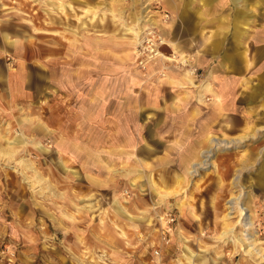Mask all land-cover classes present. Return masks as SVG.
Here are the masks:
<instances>
[{
  "label": "rangeland",
  "instance_id": "1",
  "mask_svg": "<svg viewBox=\"0 0 264 264\" xmlns=\"http://www.w3.org/2000/svg\"><path fill=\"white\" fill-rule=\"evenodd\" d=\"M183 1L0 0V264H264V103L246 119L241 100V83L251 87L264 76V42L250 44L248 71L243 63L227 73L217 62H193L197 35L208 37L214 26L183 19L190 8ZM189 6L202 11L197 1ZM259 12L257 29L264 26ZM147 20L155 24L148 27L153 37L142 34ZM123 27L138 34L123 38ZM154 36L184 43L187 63L180 65L178 51L174 62L167 46L159 50L163 58L151 53ZM169 70L192 88L183 98L197 96L193 88L200 86L199 103L209 101L200 109L193 99L191 108L199 110L192 121L166 134V113L152 106L162 107L161 96L156 102L151 92L169 89ZM212 70L213 88L231 89L228 99L236 103L207 127L216 142L201 144L213 106L205 96ZM246 122L251 126L243 130ZM178 138L174 151L164 148ZM187 148L198 156L194 172L183 162ZM238 203L248 208V230ZM166 210L175 217L168 245L158 219ZM185 247L196 255L192 262Z\"/></svg>",
  "mask_w": 264,
  "mask_h": 264
},
{
  "label": "crops",
  "instance_id": "2",
  "mask_svg": "<svg viewBox=\"0 0 264 264\" xmlns=\"http://www.w3.org/2000/svg\"><path fill=\"white\" fill-rule=\"evenodd\" d=\"M194 1L195 2L197 1L199 3L202 11H194L193 7L189 6ZM183 2L186 4H189L187 6L190 7L188 8L189 12H187L189 14L184 12L185 15L183 19H187L185 17L186 15H189L188 18L191 19V21L193 20L194 17H198L202 21L200 22L201 23L200 25H203V23L204 24L208 23L210 24V26H214L213 28H215V29L212 28L211 33H210L211 35H209L208 37L207 36L203 37L201 33L200 35L199 34L197 35L198 38L200 37L201 39H198V43H194V44H201V45H197L199 49L197 50V52L199 53V55H196V57H194L192 61L198 62V63L217 62L219 64L217 67L219 68L218 71H224L227 73H229V71L233 69L238 71L239 70L238 64L243 63V67L245 71H248L252 65V62L254 61V58H252L253 55L251 56V53H253L255 50V46L253 47L251 46V50H249L250 44L252 45V44H257V43L259 44V42L260 43L264 42V26L262 28L259 27L258 29L255 28L256 14H260L259 9L260 10L262 9V13L264 12V0H184ZM225 9L228 10V13H224ZM115 29L117 30V28H114V30ZM197 31L200 32L201 29L197 28ZM249 32H254V34L251 35ZM111 38L112 37H110L112 46H116L117 45L116 42ZM3 40L10 47L15 46L14 44L16 43V41L10 40L8 35H4ZM226 40L228 41L227 43L225 42ZM51 43H53L52 45H54V42L50 40H48L45 44L46 46H50ZM168 43L170 46H172L171 48L173 52L178 51V53L181 54L182 56L181 62L187 63L185 58L183 57L185 52L180 47L184 43L180 42L178 39L175 40V42L168 41ZM97 44H98V41L94 40V45L96 46ZM189 47H192V44ZM213 71L214 70H212L210 73L211 75H209L210 79L205 81V82L208 81L211 85L210 92H206L205 96H206V99L208 95L213 97L212 99L213 106L210 108V110H212L211 117L207 118L205 123L202 124L203 130L200 132V135L198 138L201 144L207 142V139H208L207 137H209V135H206L207 127H209L210 123L212 124L214 123V118H216L218 122H220L221 118L223 120V118L225 117L224 115L225 110L226 111L234 110L233 105L236 103L235 100L234 102L231 103L230 100L228 99L231 89L221 90V92H219L218 94L216 90L213 88L212 80L216 79V76L214 75V73H212ZM177 72L178 71L176 70L174 71L169 70L168 75L164 78L165 82L169 85L168 86L169 89H165V87L160 88L158 85V89L151 92L152 96L156 98L155 99L156 102H157V98L161 96L162 104H163L162 107H159L157 103L156 104L152 103V106L166 113V116L164 118V122L162 123L161 128H163L165 133L167 132L168 134L174 131V130L172 131L170 130V128H172L173 125L177 127L179 126L183 127L185 123H189L190 121H192L193 113L199 110V108H195V107L191 108V102L193 99H195L198 102L200 109H205L207 105V101H209V99H207L205 104L199 103L198 93H199L200 86L193 88L197 90L196 92L197 96H190L192 98L189 100H187L186 98H183L182 92L184 91V89H192V88H190L187 84H185V82L182 83L178 80L181 73L177 75ZM182 78L183 77H180V80ZM188 79H192V78H188ZM259 80L255 85L251 87L246 86L248 82L245 83L244 81L241 83L240 81L241 86L245 87L244 88L245 91L242 92L243 97L241 98V100H244L246 109L248 110L247 113H245L246 119L250 118V114L253 113L254 107L259 105L258 103H264V76L260 77ZM181 83L183 84L184 88L178 87L179 85H181ZM227 84H228V87L226 86L227 88H230L232 86V82L230 81L227 82ZM17 87L19 88L18 85ZM188 94L193 95L190 92ZM185 95L186 97L189 96L187 94H184V96ZM183 99H186V102L181 101L180 103H178V101L183 100ZM215 101L216 102L220 101L221 103L219 102L218 104L214 105ZM229 102L231 103L232 108H228ZM148 106L146 102L143 103V107H142L143 112H142L141 118L144 115H146L145 112L149 109ZM260 106H264V105H260ZM226 107L228 109H226ZM217 109L222 112H217ZM261 109L264 110V107H261ZM147 116H149V114H147ZM168 120H169V123H171L169 127H167ZM225 126L228 127L227 124H225ZM249 126L251 125H249V123L246 122L243 126V130H248ZM252 126H253V123H252ZM253 128H254V133H256L255 125L253 126ZM221 130L224 133V130L223 129ZM178 142L181 143L182 139L178 138L176 141H173L172 143H170L169 141L168 142L164 141L163 142L165 143L164 148H170V150L174 151L175 147L177 148ZM188 151H189V148H187V150L184 152V155L182 157H183L184 164L191 166V164L195 162L198 156L195 153L190 154V152ZM147 152H148L147 155H150L153 153V150L148 148ZM201 152L202 151H200L199 155H201ZM94 157L96 158L98 157V155ZM179 158H181V155H179ZM167 159H168V156L165 155V157L159 159V162L161 160L163 161ZM147 164H150V163H147ZM184 174L185 172L183 171V175L181 176L175 175V185L176 186H181L182 184L181 182L183 180ZM180 189H178V192L180 191ZM166 192L169 193L168 197L170 195H173L172 194L173 191L172 193H170V191H166ZM195 264H198V263L195 262Z\"/></svg>",
  "mask_w": 264,
  "mask_h": 264
},
{
  "label": "bare ground",
  "instance_id": "3",
  "mask_svg": "<svg viewBox=\"0 0 264 264\" xmlns=\"http://www.w3.org/2000/svg\"><path fill=\"white\" fill-rule=\"evenodd\" d=\"M113 17H115V16H113ZM146 21V20H145ZM148 21V20H147ZM147 25H145V27L142 29V34L143 33H146L147 35H150V37H153V32H150V28H148L149 27V25H155V24H152V22H145ZM122 32H121V29H115L114 30V34L115 33H117L118 31H120L121 32V36L124 38L125 36H127V35H129V34H132L133 32H135L136 34H138V32L137 31H134V28L133 27H123L122 28ZM146 38V37H145ZM154 38H157V40H155V46L157 45V47H155V50H152V51H150L151 53H156L157 51V55H155V56H157V57H159V56H161V58H163L164 57V55H160V53H159V50L160 49H163V48H165V46H167V48L170 50V52H171V57L170 58H172V60L174 61V62H177L179 59H177V56H175V54H174V52H173V50H172V46H170L169 45V43L168 42H166L165 41V39H163V37L162 36H155ZM149 42H151L152 40H148ZM153 42H154V40H153ZM157 42H159L158 44H157ZM139 45H141L142 44V41H140L139 43H138ZM15 45V44H14ZM159 45H161V46H159ZM173 45V44H172ZM150 46V45H149ZM150 48H151V46H150ZM177 48V47H176ZM175 49V48H174ZM165 58H167V59H170L169 57H165ZM245 59V58H244ZM185 60H186V62H187V60L188 59H186L185 58ZM179 62H180V65H181V60H179ZM184 63V62H183ZM187 73V72H186ZM189 73L190 74H192L193 73V71L191 70V71H189ZM191 85V84H190ZM205 88L206 89H208V90H210L211 89V85H210V83H208L206 86H205ZM201 91V90H200ZM175 108V107H174ZM175 110V109H174ZM207 137V136H206ZM208 138V140L210 141V142H216V139L215 138H212V136H209V137H207ZM219 142L220 143H223V144H228L229 142H227V141H225V140H219ZM221 145V144H220ZM205 150V149H204ZM189 152V151H188ZM202 153H204V151H202L201 152V154ZM206 153V152H205ZM191 154V153H190ZM204 155V154H203ZM188 156V155H187ZM193 156V155H192ZM189 157V156H188ZM146 163V162H145ZM199 164V162L198 161H195V162H193L192 164H191V168H192V172H194L195 171V167L197 166ZM191 168H190V170H191ZM190 173H191V171H190ZM133 183V182H132ZM236 200H238V198H236V197H234L233 199H230L229 200V204H230V209H232V208H234V202L236 201ZM237 206H238V209H239V211H240V215H241V219H240V224H242V226L245 228V230H248L250 227H252V221L249 219V217H248V215H247V209L248 208H246L244 205H242L241 203H238L237 204ZM233 210V209H232ZM229 213H232V211H229ZM250 238L252 237V235H250L249 236ZM248 239V238H247ZM250 241H253L252 239L250 240ZM252 244V243H251ZM248 245L249 246H251L249 249L250 250H254V248H253V246L252 245H250V242L248 243ZM248 249V250H249ZM184 250H186V252L184 253V256H187V258H188V260L190 261V262H192V260L193 259H195V257H196V255L195 254H193L192 252H190L188 249H187V247H185L184 248Z\"/></svg>",
  "mask_w": 264,
  "mask_h": 264
},
{
  "label": "built area",
  "instance_id": "4",
  "mask_svg": "<svg viewBox=\"0 0 264 264\" xmlns=\"http://www.w3.org/2000/svg\"><path fill=\"white\" fill-rule=\"evenodd\" d=\"M170 210H172V209H170ZM170 210L169 211L166 210L162 216H158L159 221H160V218L164 219L163 222H164V229L165 230H163L161 232V242L165 245H168L170 243V240H171V238L168 236V232L166 229H167L168 225H170L171 223H173L175 221V217H174L172 211H170ZM153 254H154V256H156L158 258L160 253L158 250H154Z\"/></svg>",
  "mask_w": 264,
  "mask_h": 264
}]
</instances>
